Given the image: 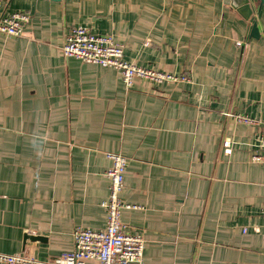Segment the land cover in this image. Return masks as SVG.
<instances>
[{
    "label": "crops",
    "instance_id": "obj_1",
    "mask_svg": "<svg viewBox=\"0 0 264 264\" xmlns=\"http://www.w3.org/2000/svg\"><path fill=\"white\" fill-rule=\"evenodd\" d=\"M258 3L3 0L30 19L22 36L0 33V252L52 260L76 227L103 228L113 152L127 158L121 221L143 236V264H264ZM75 26L189 80L126 89L118 70L63 55Z\"/></svg>",
    "mask_w": 264,
    "mask_h": 264
},
{
    "label": "built area",
    "instance_id": "obj_2",
    "mask_svg": "<svg viewBox=\"0 0 264 264\" xmlns=\"http://www.w3.org/2000/svg\"><path fill=\"white\" fill-rule=\"evenodd\" d=\"M0 0V33L8 36H22L29 23L26 12L4 14ZM241 45V42L237 43ZM65 57H73L86 63L112 67L118 70L126 89L135 79H145L154 84L189 80L186 75H174L155 68L142 67L128 62L123 57L124 46L116 42L110 34L94 33L88 27H72L65 35L61 47ZM238 121L251 123L244 116L237 115ZM257 146L264 149V133L256 138ZM225 152L229 153L228 141L224 142ZM111 164L105 171L109 181L107 198L102 202L105 211V225L101 229L76 227L72 231L73 248L63 251L52 260H39L22 253L0 252V264H143L145 240L141 233L128 232L121 221V211L133 206L125 203L121 194L127 158L120 153L107 152ZM252 160L264 163V155L254 154Z\"/></svg>",
    "mask_w": 264,
    "mask_h": 264
},
{
    "label": "water",
    "instance_id": "obj_3",
    "mask_svg": "<svg viewBox=\"0 0 264 264\" xmlns=\"http://www.w3.org/2000/svg\"><path fill=\"white\" fill-rule=\"evenodd\" d=\"M261 9H264V0H259L258 11H260ZM249 37L250 38H255V39H258L260 37V33H259V30H258V26H257V22L256 21L253 22V24L251 26ZM25 238H30L32 240L38 239L37 237H35V236L33 237L31 235H25Z\"/></svg>",
    "mask_w": 264,
    "mask_h": 264
}]
</instances>
